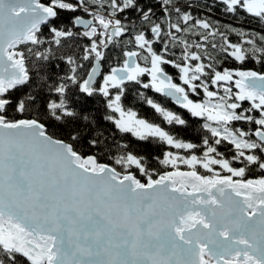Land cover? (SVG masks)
Instances as JSON below:
<instances>
[{
    "label": "snow or ice",
    "instance_id": "6c2138e0",
    "mask_svg": "<svg viewBox=\"0 0 264 264\" xmlns=\"http://www.w3.org/2000/svg\"><path fill=\"white\" fill-rule=\"evenodd\" d=\"M0 264H264V0H0Z\"/></svg>",
    "mask_w": 264,
    "mask_h": 264
},
{
    "label": "trees",
    "instance_id": "16d2710c",
    "mask_svg": "<svg viewBox=\"0 0 264 264\" xmlns=\"http://www.w3.org/2000/svg\"><path fill=\"white\" fill-rule=\"evenodd\" d=\"M207 2H208V3H211V0H207ZM201 14H202V15H207L206 12H202ZM212 18H213L214 20L217 19V18H219V19L221 20V23H222V24H225V23H229V22H231V21L229 20V18H226V17H220V15H219L218 12H217ZM245 23H247V22H245ZM253 26H255V25H253ZM256 67L258 68L259 66L257 65ZM149 94H151V93H149ZM143 114H144L145 116L151 118V117H152V110L149 109V108H144V110H143Z\"/></svg>",
    "mask_w": 264,
    "mask_h": 264
}]
</instances>
